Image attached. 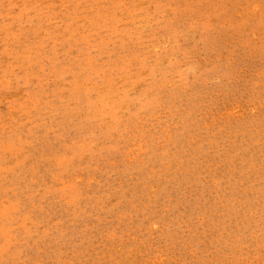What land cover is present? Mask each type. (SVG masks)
I'll list each match as a JSON object with an SVG mask.
<instances>
[{"label": "rangeland", "instance_id": "obj_1", "mask_svg": "<svg viewBox=\"0 0 264 264\" xmlns=\"http://www.w3.org/2000/svg\"><path fill=\"white\" fill-rule=\"evenodd\" d=\"M0 264H264V0H0Z\"/></svg>", "mask_w": 264, "mask_h": 264}]
</instances>
